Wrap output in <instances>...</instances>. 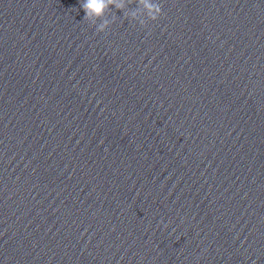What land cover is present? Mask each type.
Returning a JSON list of instances; mask_svg holds the SVG:
<instances>
[{
    "label": "clouds",
    "instance_id": "1",
    "mask_svg": "<svg viewBox=\"0 0 264 264\" xmlns=\"http://www.w3.org/2000/svg\"><path fill=\"white\" fill-rule=\"evenodd\" d=\"M140 3L149 10L150 14L156 13V15H152L151 17L154 21L158 20L163 14L160 4L153 5L149 0H140ZM110 5H115L117 9H122L124 7V5L119 3L118 0H84V2L80 4V7L85 12L84 19L87 20L92 17L102 18ZM103 26V24L100 26L101 30L103 29Z\"/></svg>",
    "mask_w": 264,
    "mask_h": 264
}]
</instances>
